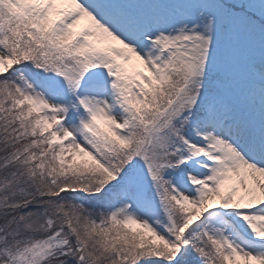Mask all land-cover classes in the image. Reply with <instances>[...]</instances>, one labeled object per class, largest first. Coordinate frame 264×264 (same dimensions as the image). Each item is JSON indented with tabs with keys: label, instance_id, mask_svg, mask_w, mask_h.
Returning <instances> with one entry per match:
<instances>
[{
	"label": "snow or ice",
	"instance_id": "obj_1",
	"mask_svg": "<svg viewBox=\"0 0 264 264\" xmlns=\"http://www.w3.org/2000/svg\"><path fill=\"white\" fill-rule=\"evenodd\" d=\"M0 264H264V0H0Z\"/></svg>",
	"mask_w": 264,
	"mask_h": 264
},
{
	"label": "rangeland",
	"instance_id": "obj_2",
	"mask_svg": "<svg viewBox=\"0 0 264 264\" xmlns=\"http://www.w3.org/2000/svg\"><path fill=\"white\" fill-rule=\"evenodd\" d=\"M82 23H83V22H82ZM129 68H130V70H131V69H132V66L130 65Z\"/></svg>",
	"mask_w": 264,
	"mask_h": 264
}]
</instances>
